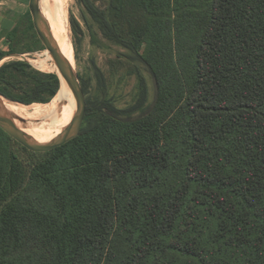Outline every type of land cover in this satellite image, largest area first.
I'll return each instance as SVG.
<instances>
[{"label": "trees", "instance_id": "16d2710c", "mask_svg": "<svg viewBox=\"0 0 264 264\" xmlns=\"http://www.w3.org/2000/svg\"><path fill=\"white\" fill-rule=\"evenodd\" d=\"M76 2L127 51L136 96L117 108L94 64L102 94L79 77L76 137L33 152L0 128V264H264V0ZM22 23L42 50L29 10ZM58 89L26 61L0 66L10 101Z\"/></svg>", "mask_w": 264, "mask_h": 264}, {"label": "rangeland", "instance_id": "374dc122", "mask_svg": "<svg viewBox=\"0 0 264 264\" xmlns=\"http://www.w3.org/2000/svg\"><path fill=\"white\" fill-rule=\"evenodd\" d=\"M57 2V0H48V5H53L60 15ZM62 8L64 23L66 25V37L73 47L76 72L79 77L86 80L89 84L86 95L95 98L102 94V88L99 86L94 75V64H96L105 76V96L111 99L117 108H127L132 104L136 96V80L131 73L128 61L133 62L127 58V51L122 47L105 41L98 33L93 35L92 32L95 29H88V24L82 18L80 6L76 0H64ZM70 18H74L79 23V28H76L75 31L72 29ZM60 24L62 23L60 22ZM13 38L14 41L9 40L7 36L0 37V51L4 54L6 53L0 59V66L10 61L21 60L28 62L32 68L41 72H58V70H50L49 66L55 65V63L45 48L42 50L38 49L40 42L35 38L33 30L27 27V23H21L19 31H17ZM12 47L16 48L14 52L9 51ZM39 59L41 60V64L37 62ZM43 64L46 66H43ZM140 65L142 67V64ZM143 71L149 87L148 103H151L154 99L155 86L148 71L144 69ZM53 98L47 103H38V105H48L58 99V97L54 100ZM32 104L21 105L31 106ZM29 108L31 109V107ZM17 120L21 124L34 123L38 120L40 123L45 122V119L40 118L33 120H20L17 118ZM53 130L54 128H51L48 131Z\"/></svg>", "mask_w": 264, "mask_h": 264}, {"label": "water", "instance_id": "95a60500", "mask_svg": "<svg viewBox=\"0 0 264 264\" xmlns=\"http://www.w3.org/2000/svg\"><path fill=\"white\" fill-rule=\"evenodd\" d=\"M40 3L41 0H28V9L33 27L36 31L37 37L43 44L44 48L48 51L57 67L58 72L55 73L59 81V89L57 93L64 88L68 89L75 100V111L68 124H66L58 134L49 141L40 142L18 127L16 123L17 118L20 120H23V118L14 116L0 103V128L19 144L33 152L48 151L54 147L63 145L76 137L80 132L86 109V98L78 73L74 71L70 62L60 51V48L52 35L48 21L42 14ZM1 97L2 96L0 95V99ZM8 101L13 102L10 100Z\"/></svg>", "mask_w": 264, "mask_h": 264}, {"label": "bare ground", "instance_id": "6f19581e", "mask_svg": "<svg viewBox=\"0 0 264 264\" xmlns=\"http://www.w3.org/2000/svg\"><path fill=\"white\" fill-rule=\"evenodd\" d=\"M57 5L60 9L59 12L55 9L53 5H48V0H41L40 7L42 14L48 21L52 35L56 40L60 51L66 57V59L72 65L74 71H76V64L74 61L73 47L66 37L64 16L62 4L64 0H57ZM71 1V0H70ZM51 19V20H50ZM60 22L62 24H60ZM37 62L41 64L39 59ZM43 66H46L43 64ZM50 70H57L56 65L49 66ZM58 99L48 105H38L32 104L31 106H24L18 103L9 102L1 97V105L16 117L23 119H45L44 123H40L38 120L34 123L21 124L16 120L18 127L31 135L34 139L38 141H49L56 134H58L61 129L68 124L75 111V100L73 95L68 89H62L59 91ZM34 105V106H33ZM31 107V109L29 108ZM47 116V117H46ZM46 117V118H45ZM54 128L53 131H48Z\"/></svg>", "mask_w": 264, "mask_h": 264}, {"label": "crops", "instance_id": "0c3cea01", "mask_svg": "<svg viewBox=\"0 0 264 264\" xmlns=\"http://www.w3.org/2000/svg\"><path fill=\"white\" fill-rule=\"evenodd\" d=\"M28 10V0H0V37H6L16 25H21Z\"/></svg>", "mask_w": 264, "mask_h": 264}]
</instances>
